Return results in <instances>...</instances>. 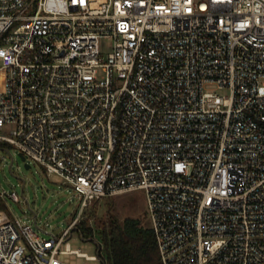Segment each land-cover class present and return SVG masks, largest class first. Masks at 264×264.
Returning a JSON list of instances; mask_svg holds the SVG:
<instances>
[{
    "label": "built area",
    "instance_id": "2783aa9c",
    "mask_svg": "<svg viewBox=\"0 0 264 264\" xmlns=\"http://www.w3.org/2000/svg\"><path fill=\"white\" fill-rule=\"evenodd\" d=\"M0 129L81 196L60 235L0 214V264H104L72 230L138 189L162 264H264V0H0Z\"/></svg>",
    "mask_w": 264,
    "mask_h": 264
},
{
    "label": "rangeland",
    "instance_id": "374dc122",
    "mask_svg": "<svg viewBox=\"0 0 264 264\" xmlns=\"http://www.w3.org/2000/svg\"><path fill=\"white\" fill-rule=\"evenodd\" d=\"M206 88L211 90L217 86L209 84ZM0 134L8 133L0 129ZM28 162L31 164L30 168H26L16 146L0 144V192L6 191L9 195L16 193L20 197V201H15L10 196L4 198L0 196V214L5 213L10 219L21 218L32 223L41 237H48L47 232L60 235L79 212L81 196L60 175L49 174L41 164L31 158H28ZM22 179H25V183ZM110 212L121 222L127 218H140L150 226L147 195L144 189L102 198L86 210L82 220L90 219V224L95 225L94 214L99 218H108ZM34 213L38 214L37 223L33 220ZM70 242L71 248L96 256L97 242L100 243L101 238L95 235L93 240L83 239L78 229L74 228ZM59 258L70 264H101L96 259L76 254H59Z\"/></svg>",
    "mask_w": 264,
    "mask_h": 264
},
{
    "label": "trees",
    "instance_id": "16d2710c",
    "mask_svg": "<svg viewBox=\"0 0 264 264\" xmlns=\"http://www.w3.org/2000/svg\"><path fill=\"white\" fill-rule=\"evenodd\" d=\"M94 216L95 225L85 218L76 229L86 240L100 236L104 264H162L155 233L142 219L127 218L121 222L111 212L108 218Z\"/></svg>",
    "mask_w": 264,
    "mask_h": 264
},
{
    "label": "water",
    "instance_id": "95a60500",
    "mask_svg": "<svg viewBox=\"0 0 264 264\" xmlns=\"http://www.w3.org/2000/svg\"><path fill=\"white\" fill-rule=\"evenodd\" d=\"M21 157H22L23 160L25 159V157L22 154H21ZM25 166H26V168H30L31 167L30 164H28V163H26ZM10 168H11V165H10ZM22 180L25 183V179H22ZM23 188H24V185H23Z\"/></svg>",
    "mask_w": 264,
    "mask_h": 264
}]
</instances>
